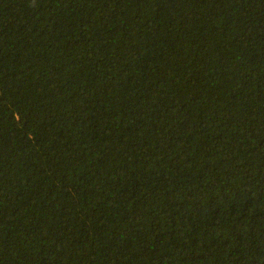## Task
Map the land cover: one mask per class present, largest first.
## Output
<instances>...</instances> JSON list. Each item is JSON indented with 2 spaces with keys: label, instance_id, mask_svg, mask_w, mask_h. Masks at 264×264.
<instances>
[{
  "label": "trees",
  "instance_id": "trees-1",
  "mask_svg": "<svg viewBox=\"0 0 264 264\" xmlns=\"http://www.w3.org/2000/svg\"><path fill=\"white\" fill-rule=\"evenodd\" d=\"M0 264H264V0H0Z\"/></svg>",
  "mask_w": 264,
  "mask_h": 264
}]
</instances>
